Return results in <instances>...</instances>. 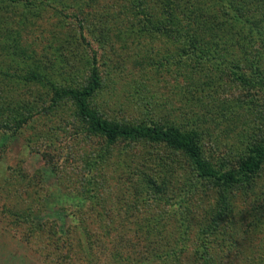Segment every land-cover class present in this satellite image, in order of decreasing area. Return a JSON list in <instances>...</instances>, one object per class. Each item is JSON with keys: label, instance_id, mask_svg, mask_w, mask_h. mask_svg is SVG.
I'll return each mask as SVG.
<instances>
[{"label": "rangeland", "instance_id": "rangeland-1", "mask_svg": "<svg viewBox=\"0 0 264 264\" xmlns=\"http://www.w3.org/2000/svg\"><path fill=\"white\" fill-rule=\"evenodd\" d=\"M229 1L0 0V69L6 73L0 87L11 96L4 112L13 119L16 106L25 105L29 115L16 134L0 129V264H88L115 246L126 251L122 243L131 236L137 244L126 254L131 264L142 257L145 244L158 254L156 262L194 263L193 242L200 233L195 220L202 222L205 213L202 202L193 203L203 189L185 156L150 139H118L107 153L63 91L84 86L96 71L102 85L90 103L102 115L131 124L197 128L207 159L218 168L222 162L236 165L263 140L264 77L258 78L264 76V17L230 28L222 22L232 16ZM256 1L264 14V0ZM19 47L27 54L35 50L34 80L23 75V54L18 63L8 52ZM238 72L256 85L240 81ZM142 156L163 158L167 167L155 180L140 177L138 189V176L128 171ZM90 164L117 179L110 189H99L105 195L100 206L73 189ZM256 174L248 192L232 193L234 212L220 223L235 242L199 243L218 246L210 254L213 264H264V163ZM194 181V195L186 194ZM158 188L169 189L163 201L146 193ZM207 190L205 211L211 213L216 192ZM198 207L192 218L188 209ZM107 218L116 226L135 219L136 229L130 223L126 236L112 239L115 230L107 226V237L100 236ZM99 238L106 247L96 246ZM74 244L84 254H75Z\"/></svg>", "mask_w": 264, "mask_h": 264}, {"label": "trees", "instance_id": "trees-1", "mask_svg": "<svg viewBox=\"0 0 264 264\" xmlns=\"http://www.w3.org/2000/svg\"><path fill=\"white\" fill-rule=\"evenodd\" d=\"M12 2V1H11ZM228 3V8L231 10V18L224 17L222 19V22L225 25H230V28L233 29H243L246 28L247 23H249L250 26H252V23L258 22L257 17L261 15V18L264 17V14L261 13L259 10L256 9V4L258 5L256 0H230ZM259 6V5H258ZM200 23L199 20H196ZM196 24V22H195ZM198 25V24H197ZM250 31V30H249ZM38 43V42H37ZM35 49V46L33 47ZM16 50L8 51L13 55V58L16 59L18 63H20V55L21 60L23 62L24 68L26 70L25 73V79H33L36 78L38 74L34 72V70H30L33 66H31L30 62L34 60V51L32 50L30 54H27V52H24V48L19 47ZM21 51V52H20ZM0 69V75L6 76V73L4 74V71H1ZM239 80L242 82L252 83L253 85H256V82L253 81L249 76H246L243 73L238 72ZM40 75V74H39ZM39 77V76H38ZM37 77V78H38ZM247 77V78H246ZM264 76H260L258 79L263 80ZM2 77L0 76V80ZM101 77L100 75L94 71L89 79V82L85 84L84 86L80 88H71L64 90L63 93L66 95L72 96L74 99L77 108L79 109V112L84 119V121L89 122V127L87 129V132L89 134H92L97 139H101L103 141V146L105 148V151L107 153L110 152V147L113 145L115 141L118 139H150L154 141H158L161 144L169 145L170 147L176 149L178 152L182 153L185 156V159L189 165L190 168H192L195 172V175H197V179L202 181L200 183L201 188L203 190L200 191L201 194H199V198H195L196 201H194L193 204L196 206H201L200 202L203 204V211L204 215L201 218H204L202 222H195L199 225V228H197V232H200L199 234H196L195 241L193 242V246L195 250L193 251V258L194 263L191 264H213L211 261V251L214 252L215 250L219 249L218 246H210L207 247L205 244H199L203 242H223L224 240L229 241L231 244H233L235 241H233L232 237H226L224 235V232H226L225 229L221 228V220L223 216L227 215L228 213L234 212L233 209V195L242 193V192H248V189L253 187V183H256L257 180V174L258 169L261 168V165L264 163V130L261 132V136L263 137V140L261 142L255 143L252 148L244 154V156L240 159H238L236 165L226 164L225 162H222L221 168H218V166L215 163H212L209 159H207L202 151V146L199 143V139L201 138V132L199 129H189V130H183L178 126L175 125H162L160 123H153V124H131L123 121H112L102 115L98 110H96L90 103V98L92 95L97 91L98 88L101 87ZM15 98V94H14ZM11 96L6 92V89H3L0 87V106L6 102L9 101L10 103L3 107V110H0V129L6 132H15L18 133L19 130H22L23 125H26V121L29 118L26 106H16V110L18 111V115H14L13 119L7 120L10 116L9 112L5 113L6 107L10 108L11 105ZM15 104V103H13ZM11 110V109H10ZM14 110V109H13ZM12 110V111H13ZM7 120V121H6ZM12 122H11V121ZM264 121V120H263ZM261 127H264L263 125ZM52 141V140H50ZM97 149L91 153L95 154ZM92 156V155H91ZM91 158V157H90ZM141 163L136 162L133 169H130L128 171V175H131L132 178L138 176L137 180L134 181L135 187H137L136 182L139 181V178L147 179L152 177L154 178V175H158L159 171H161V168L167 167V160L163 158H152L149 159L145 156H142ZM151 160V162H149ZM95 161V160H94ZM155 164V168H152V165ZM89 168H85L82 175L80 177H77L73 184V189L78 190L81 192V194L88 200H92L96 205L100 206L99 204L104 202V193L101 192L100 188H111L112 184L117 183V179L114 178L113 174L108 175L105 172L102 173L100 171V168L98 164H90L88 165ZM150 167V168H149ZM169 167V165H168ZM152 171L154 173L152 174ZM121 173V172H120ZM151 174V175H150ZM120 175V174H119ZM169 177V174L167 175ZM166 177V178H167ZM155 180V179H153ZM133 181V180H132ZM189 182V181H187ZM195 182V181H194ZM193 182V183H194ZM198 182H195L191 188L190 192H187L186 194L192 193V196L194 195V192L197 189ZM208 187L210 189H213L216 192V205L214 208H212L211 213L209 211H205V191L206 188V194ZM138 188V187H137ZM154 189L156 187H153ZM139 189V188H138ZM147 194H153V197H157L158 201H163L162 199L164 196H169V189L168 188H158L157 190H149V192H146ZM191 196V198H192ZM181 203V201L179 202ZM182 207H184V204H180ZM251 209L254 211V215L257 216V210L254 206V203L251 204ZM194 209H188V213L192 215V218H196V212L200 211L199 207ZM101 215V214H100ZM206 216V217H205ZM101 216H99V221L101 220ZM108 219V218H107ZM164 220L168 221V219ZM130 223L134 225V229H136L135 226V219H129L127 220V223H123L122 225L118 224L112 225L110 222V219H108V222L105 223V225L101 226L98 231L100 232V236H106L105 233V227L107 226H113L115 232L112 239L114 237L122 238L130 232ZM190 223V222H188ZM193 223V222H192ZM190 223V224H192ZM219 225V229H218ZM190 226V225H189ZM165 228L169 227L168 225H164ZM112 228V227H111ZM112 228V229H113ZM191 228H193V224L191 225ZM189 228H186L185 230H188ZM165 230V229H162ZM117 232V233H116ZM185 232V231H184ZM191 234V229L190 232ZM189 233L187 238L185 237V240H188ZM135 236H131V239L128 237L122 244L123 247H127V250H123L122 252L119 250V246H115L114 249H112L110 252H103L101 255H99L98 259H95V263L98 264L102 262V264H131L130 260H132L131 254L126 255L131 250V243L133 246L137 245L136 243L132 242L133 238ZM184 239L181 242H185ZM236 240V239H235ZM96 246L99 248H104L107 245L105 244V241H102L99 239L96 240ZM167 241H169L167 239ZM196 241H199L198 243ZM183 246H186V243L182 244ZM75 246V254H84L80 249L79 245L74 244ZM148 246V244H147ZM146 244L144 245L143 249L141 250V258H137L136 263L137 264H163L161 261L156 259L158 258L155 252H149L148 247ZM84 249V246H82ZM122 249V248H120ZM73 250V246H72ZM144 250V251H143ZM184 250L185 247H184ZM174 254V253H173ZM169 255V258H171V255ZM176 255V254H174ZM179 255V253H178ZM160 260L162 258H165L164 254L159 255ZM180 258V256H178ZM142 259V260H141ZM178 259V258H177ZM168 263L169 261L165 259ZM88 263V264H90ZM134 263V261H133ZM70 264H73V262H70ZM135 264V263H134Z\"/></svg>", "mask_w": 264, "mask_h": 264}]
</instances>
